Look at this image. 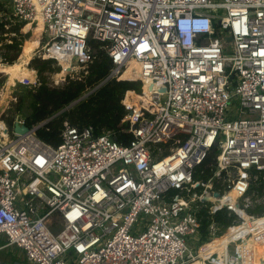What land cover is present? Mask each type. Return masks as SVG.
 <instances>
[{
	"label": "built area",
	"instance_id": "1",
	"mask_svg": "<svg viewBox=\"0 0 264 264\" xmlns=\"http://www.w3.org/2000/svg\"><path fill=\"white\" fill-rule=\"evenodd\" d=\"M5 1L0 23L39 29L27 64L51 59L55 83L86 74L93 40L110 58L107 78L141 89L122 98L126 144L64 119L53 146L35 135L42 124L17 133L1 119L0 250L16 247L28 264L249 260L251 242H264V0ZM28 67L17 80L36 86ZM213 147L202 179L195 172ZM221 210L226 226L213 217Z\"/></svg>",
	"mask_w": 264,
	"mask_h": 264
},
{
	"label": "trees",
	"instance_id": "2",
	"mask_svg": "<svg viewBox=\"0 0 264 264\" xmlns=\"http://www.w3.org/2000/svg\"><path fill=\"white\" fill-rule=\"evenodd\" d=\"M2 27V23H0V29ZM22 38V35L19 38L13 36L8 39V42L0 44L2 61L10 64L20 57ZM4 39L5 37L1 36L0 40ZM89 46L95 57L88 65L86 74L80 78L70 79L62 85L48 86L43 79L44 72H51L58 68L52 66L53 61L51 59L33 57L28 63V66H32L37 70L41 80L39 86L33 92L30 91L28 93L30 99L28 104L29 112L24 117H21L28 126L48 119L35 130V135L47 144L55 146L59 143V134L64 119L78 126L91 125L96 133L111 130L113 138L121 144L128 143L132 138V135L125 130L126 124L121 121L125 114L122 98L127 90L140 91L141 82L116 77L107 78L111 67L110 58L99 48L97 42L90 40ZM91 89H93L91 93L80 99L72 107L58 114L62 108ZM21 102L22 97H19L17 102L13 104H17L15 114H11L8 117L1 116L9 130L13 126L14 117L18 115ZM217 152L218 149L213 147L199 168H197L195 174L197 173L198 175V169H202L203 172L199 176L202 179L208 178L214 170ZM262 186L264 187V181L259 184V187ZM199 214L202 216L203 223L200 240L204 241L207 238L206 226L209 218L206 210H201ZM213 217L214 220L220 222L223 226L229 223V219L223 210L217 211ZM232 229L230 228L229 231Z\"/></svg>",
	"mask_w": 264,
	"mask_h": 264
},
{
	"label": "rangeland",
	"instance_id": "3",
	"mask_svg": "<svg viewBox=\"0 0 264 264\" xmlns=\"http://www.w3.org/2000/svg\"><path fill=\"white\" fill-rule=\"evenodd\" d=\"M0 2L1 4L4 5V7L6 6L5 0H0ZM16 24L17 23H11L7 27L2 25L3 27L0 29V39H1V36L5 37L4 40L2 41L0 40V44L8 42L9 41L8 39L13 36H16L17 38H19L20 35L23 36L21 50H20V57L11 64H8V63L5 64V62H0L1 63L0 70H2V72H0V91H2L0 93V119L2 115L5 117H8L11 114H15V108L17 104L16 105H13V104L17 102V99L19 97H22V102H21L18 115L24 117L26 114H28L29 112L28 104L30 102L28 93L30 91L33 92L39 86V84H37L36 86H33L30 84H25L21 82L20 80H17V78L19 79L26 78L28 73L30 72L28 69H31V68L28 67L27 61L29 60L33 52H35L34 46L36 45L37 42L39 45V41H38V34H39L38 30L39 29L38 28L32 29V28L24 27L22 25L20 30L18 29V32H17V27H19V25L16 26ZM14 29H16V31H14ZM1 51L2 49H0V58H1ZM4 64H5V67H2ZM124 75H126V73ZM43 76H44L43 79L48 86H55V85L58 86L66 82V81H62V83L54 82L55 79L57 81L62 80V78L58 76L57 70H53L51 72H48V71L44 72ZM6 82H8L7 86H5ZM88 91H86L85 93H87ZM231 108L234 109V106L231 105ZM140 219H143V217L141 216ZM248 226H250V224ZM136 227L137 226H134L133 230H135ZM244 230L245 229L242 228L239 231H237L236 234L244 233ZM187 242H188V246H191V240L188 239ZM217 248L218 247L214 248L213 250ZM14 251L15 249L13 250V252H9L6 250L0 251V255H3L4 257L6 256V254H9V253L16 254ZM249 255H250L249 260L248 259L245 260L246 264H264V242L252 241L249 247Z\"/></svg>",
	"mask_w": 264,
	"mask_h": 264
},
{
	"label": "water",
	"instance_id": "4",
	"mask_svg": "<svg viewBox=\"0 0 264 264\" xmlns=\"http://www.w3.org/2000/svg\"><path fill=\"white\" fill-rule=\"evenodd\" d=\"M226 40L229 41L230 40V37L227 36L226 37ZM93 91V89H91L90 91H88L87 93H85L83 96L77 98L76 100H74L73 102H71L70 104H68L66 107L62 108L59 112H63L65 110H67L68 108L72 107L74 104H76L80 99H82L83 97L87 96L89 93H91ZM46 120H43L42 122H40V124H44ZM13 131L14 132H17V133H25V132H28L30 131L31 128H29V126L25 123H18V121H14L13 122ZM213 195L215 197H219V193L218 192H214ZM203 200H208V198H204ZM0 264H28L27 262H23L21 261L16 254L14 253H9V254H6V256L2 257V259H0Z\"/></svg>",
	"mask_w": 264,
	"mask_h": 264
},
{
	"label": "bare ground",
	"instance_id": "5",
	"mask_svg": "<svg viewBox=\"0 0 264 264\" xmlns=\"http://www.w3.org/2000/svg\"><path fill=\"white\" fill-rule=\"evenodd\" d=\"M15 62V61H14ZM13 63V62H12ZM5 64H7V63H5ZM5 64L2 66V67H5ZM11 64V63H10ZM0 72H2V70H0ZM8 85V82H6V84H5V86H7ZM3 88H5V87H3ZM2 91H0V93H1ZM4 126H3V123H2V121H1V119H0V136H1V138H4V139H7L6 138V133H5V130H4V128H3ZM240 229H242V227L241 228H237V229H232L231 231H229V232H227L228 233V235H236V232L237 231H239ZM227 237L228 236H226V235H222V236H220V237H218V238H215V239H213L212 241H210V242H207V243H204V244H202L199 248H198V252H199V254H205V253H207V252H211V251H213V249L214 248H216V247H219V244H224V242H226V240H227ZM195 264H198V262L197 263H195ZM241 264H246V261L245 260H243V262L241 263Z\"/></svg>",
	"mask_w": 264,
	"mask_h": 264
},
{
	"label": "crops",
	"instance_id": "6",
	"mask_svg": "<svg viewBox=\"0 0 264 264\" xmlns=\"http://www.w3.org/2000/svg\"><path fill=\"white\" fill-rule=\"evenodd\" d=\"M2 241H3V238L0 237V243H2ZM14 249H15L14 252L17 254V257H18L21 261H23V262H27L25 256H24L23 253H22V251H21L20 249L16 248V247H11L10 250H8V249H1L0 251H4V250H6V251H9V252H13ZM2 257H3V255H0V259H2Z\"/></svg>",
	"mask_w": 264,
	"mask_h": 264
}]
</instances>
